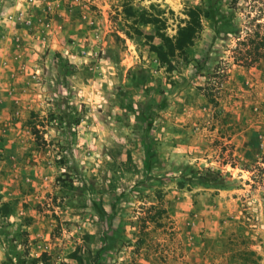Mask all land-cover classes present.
<instances>
[{
    "label": "rangeland",
    "instance_id": "374dc122",
    "mask_svg": "<svg viewBox=\"0 0 264 264\" xmlns=\"http://www.w3.org/2000/svg\"><path fill=\"white\" fill-rule=\"evenodd\" d=\"M253 29L264 0H0V264H264Z\"/></svg>",
    "mask_w": 264,
    "mask_h": 264
},
{
    "label": "trees",
    "instance_id": "16d2710c",
    "mask_svg": "<svg viewBox=\"0 0 264 264\" xmlns=\"http://www.w3.org/2000/svg\"><path fill=\"white\" fill-rule=\"evenodd\" d=\"M199 25V17L188 22L186 26H183L179 29L176 37L174 39L166 38L167 47L170 53H173L175 49H183L184 47L192 44L194 40V31ZM247 38H240L239 34L236 36V45L234 48L233 59L237 64L243 66H251L255 61H258L260 58L264 60V33H260L258 29H253V33H248ZM159 59L161 62H166L168 60L166 52H163L161 46L155 48ZM196 173L191 179L190 182L193 183H202L207 184L212 180L210 175L214 177H220V174L211 169L205 168L203 171L192 170ZM50 258V257H49ZM42 259V255L33 259L34 263H37Z\"/></svg>",
    "mask_w": 264,
    "mask_h": 264
}]
</instances>
